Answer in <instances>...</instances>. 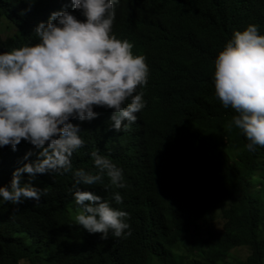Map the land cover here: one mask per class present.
Here are the masks:
<instances>
[{
    "label": "trees",
    "instance_id": "trees-1",
    "mask_svg": "<svg viewBox=\"0 0 264 264\" xmlns=\"http://www.w3.org/2000/svg\"><path fill=\"white\" fill-rule=\"evenodd\" d=\"M59 1L0 0V51L38 42L33 26ZM248 23L264 34V0H123L117 28L149 67L136 113L143 136L109 128L107 111L73 121L85 144L71 170L37 173L30 182L47 189L39 202L0 199V264H264V146L243 147L213 83L215 56ZM33 147H0V185ZM97 149L125 186L104 177L80 187L127 211L128 235L102 240L74 220L72 171L94 172Z\"/></svg>",
    "mask_w": 264,
    "mask_h": 264
},
{
    "label": "clouds",
    "instance_id": "clouds-1",
    "mask_svg": "<svg viewBox=\"0 0 264 264\" xmlns=\"http://www.w3.org/2000/svg\"><path fill=\"white\" fill-rule=\"evenodd\" d=\"M121 11L123 0H60L33 26L38 42L0 51V147L15 151L22 139L34 146L20 158L11 179L0 185V199L39 202L47 189L31 179L37 173L71 170L73 152L85 144L80 124L73 121H91L107 111L109 128L128 131L140 142L143 122L136 113L146 104L142 87L149 67L118 30ZM213 67L215 95L225 108L235 110L229 127L235 125L244 135L248 151L264 146V34L258 25L234 30ZM90 156L94 172L72 171L74 220L102 240L109 232L128 235L130 214L80 187L107 177L123 188V170L98 149ZM23 173L29 179L21 182ZM111 197L116 203L123 199L119 192Z\"/></svg>",
    "mask_w": 264,
    "mask_h": 264
}]
</instances>
